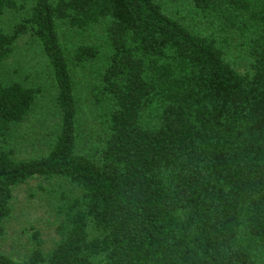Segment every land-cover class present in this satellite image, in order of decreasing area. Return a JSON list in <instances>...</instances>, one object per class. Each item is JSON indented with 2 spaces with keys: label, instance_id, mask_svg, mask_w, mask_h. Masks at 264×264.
Returning a JSON list of instances; mask_svg holds the SVG:
<instances>
[{
  "label": "trees",
  "instance_id": "1",
  "mask_svg": "<svg viewBox=\"0 0 264 264\" xmlns=\"http://www.w3.org/2000/svg\"><path fill=\"white\" fill-rule=\"evenodd\" d=\"M25 37L55 88L35 138L44 90L5 68ZM34 179L55 239L31 224L14 258ZM0 264H264V0H0Z\"/></svg>",
  "mask_w": 264,
  "mask_h": 264
},
{
  "label": "rangeland",
  "instance_id": "2",
  "mask_svg": "<svg viewBox=\"0 0 264 264\" xmlns=\"http://www.w3.org/2000/svg\"><path fill=\"white\" fill-rule=\"evenodd\" d=\"M61 36L64 45H69L68 32L63 29ZM72 41L78 43L79 37L77 34H73ZM88 41V40H87ZM5 68L15 70L17 77L28 79V81L34 86H41L44 90V100L41 99L38 105L28 119V121L20 126L22 132L31 130L33 138L40 135L43 125L49 127L50 120L53 117V96L55 94L54 81L52 77V71L46 57L43 55L40 45L30 37L23 38L18 47L15 49L14 54L7 61ZM90 69L84 70L82 68L76 69L75 81L82 84L80 88V95L82 98L81 106L82 111L89 115L87 106V91L86 83L89 81ZM45 119V120H44ZM43 122L41 125H39ZM39 128H36L38 127ZM32 146V145H31ZM25 153V149H22L23 155L26 157L31 152L33 147ZM39 143L34 145L37 148ZM40 186L44 189H40ZM49 188L45 183L40 180H30L27 184H24L17 188L14 192V214L7 224V234L3 243V251L10 254L14 258L20 257L23 252L29 247H32V240L30 239L29 226L35 225L39 228L41 238L46 243L45 249L49 248L51 243L55 239L53 232V212L49 209V203L44 195ZM47 251V250H46Z\"/></svg>",
  "mask_w": 264,
  "mask_h": 264
}]
</instances>
